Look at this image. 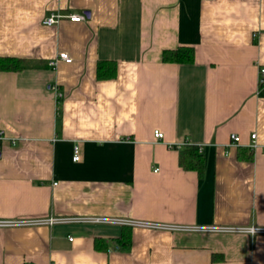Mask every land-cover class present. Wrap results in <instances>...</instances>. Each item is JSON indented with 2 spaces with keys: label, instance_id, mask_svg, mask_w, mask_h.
<instances>
[{
  "label": "crops",
  "instance_id": "1",
  "mask_svg": "<svg viewBox=\"0 0 264 264\" xmlns=\"http://www.w3.org/2000/svg\"><path fill=\"white\" fill-rule=\"evenodd\" d=\"M0 56L34 64L0 71V218L124 221L0 228V264H264V0H0Z\"/></svg>",
  "mask_w": 264,
  "mask_h": 264
},
{
  "label": "built area",
  "instance_id": "2",
  "mask_svg": "<svg viewBox=\"0 0 264 264\" xmlns=\"http://www.w3.org/2000/svg\"><path fill=\"white\" fill-rule=\"evenodd\" d=\"M85 14H75V13H69L65 14L62 12H53L49 16H46L43 19V24L46 26H53L55 24H58L63 19H67L72 22H80L85 20ZM59 58L64 60L65 62H72V57H70L66 52H61L59 54ZM51 65H54V62H51ZM260 74L262 77H264V68H261ZM261 84L264 88V79L261 80ZM52 89L56 92L57 98L60 100L63 97V94L59 92L57 89V86H53ZM154 135L157 139H163L164 135L163 132L160 130H155ZM252 139L255 140L256 134H253ZM0 138H2V134H0ZM233 143L238 144L240 142V136L233 134L231 137ZM198 150L200 153L203 152V147L197 145ZM81 158V150L80 146L78 144H75L73 148V159L74 161H79ZM101 222H107V223H119L124 222L121 220H116L112 218H97V217H54L51 216L50 218L46 219H11V218H0V228H15V227H24V226H33V225H55V224H63V223H101ZM126 223L131 224H138V225H147V226H154L159 228H165L169 230H184V231H246V229L241 228H226V227H195V226H184V225H158V224H148L143 222H132L127 221ZM249 231L252 232H264V229L261 228H252Z\"/></svg>",
  "mask_w": 264,
  "mask_h": 264
},
{
  "label": "trees",
  "instance_id": "3",
  "mask_svg": "<svg viewBox=\"0 0 264 264\" xmlns=\"http://www.w3.org/2000/svg\"><path fill=\"white\" fill-rule=\"evenodd\" d=\"M162 60L165 63H179V64H193L195 62L194 47L180 46L173 49L164 50L162 53ZM34 64L31 61L18 57L0 56V71H21L32 68ZM116 63L113 61H101L98 65V77L100 79L113 78L116 73ZM245 151L244 149H241ZM242 155V154H241ZM252 158V155H247ZM180 165L184 169L196 170L200 176L204 172V158L198 150L197 145L189 143L184 144L180 149ZM123 249H129L131 245V235L123 234L119 239ZM96 247L101 248L102 241L97 239ZM217 256H215V259Z\"/></svg>",
  "mask_w": 264,
  "mask_h": 264
}]
</instances>
